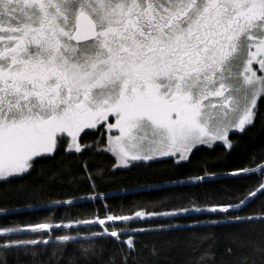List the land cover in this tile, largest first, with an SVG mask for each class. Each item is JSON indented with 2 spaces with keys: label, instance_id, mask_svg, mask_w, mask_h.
<instances>
[{
  "label": "snow or ice",
  "instance_id": "snow-or-ice-1",
  "mask_svg": "<svg viewBox=\"0 0 264 264\" xmlns=\"http://www.w3.org/2000/svg\"><path fill=\"white\" fill-rule=\"evenodd\" d=\"M262 106L264 0H0V196L25 197L35 213L106 201L96 180L108 173L83 159L95 152L136 169L129 191L145 197L4 223L0 264H264V146L228 172L155 178L204 146L230 153L264 120ZM89 130L102 138L85 142ZM251 177L203 204L173 194ZM81 184L92 195H49ZM19 214L0 204V217ZM218 230L231 232L222 246ZM140 235L155 240L141 246Z\"/></svg>",
  "mask_w": 264,
  "mask_h": 264
},
{
  "label": "trees",
  "instance_id": "trees-1",
  "mask_svg": "<svg viewBox=\"0 0 264 264\" xmlns=\"http://www.w3.org/2000/svg\"><path fill=\"white\" fill-rule=\"evenodd\" d=\"M264 112V106L261 108ZM90 135L85 138V142L92 143L94 140L101 139V131H103V139H106V130L101 131L89 130ZM239 140V143L235 149L230 153H226L224 147L213 146L212 149L204 146L201 151L196 152L195 156L192 157V163L186 164L184 168L177 170H169L167 172L157 171L155 178L159 180L161 177L165 178H179L186 179L188 176H194L197 174L202 175V167H207L210 171L217 173L228 172L236 167H242L247 164L248 157L251 151L255 149L257 152L260 147L264 146V120H258L256 126L251 128L245 135L234 137ZM83 159L88 160L93 170L97 167L103 168L108 174L103 179H97V191L106 193L108 199L106 201H93L82 199L75 207L65 209H57L55 212H40L35 213L28 209L25 205L28 203H34L33 201L27 200L25 197H15L13 199H5L0 196V204L15 205L22 208V214L9 216L7 219L0 217V225L11 221H33L41 220L46 216H54L59 218L65 215L81 216L90 215L91 213L101 209L105 203L113 208L123 206L125 209L131 208L136 203H142L145 199L143 195H139L129 191L133 185L137 182L139 172L133 169L131 172L127 170H114L113 163L114 157L110 153L96 154L95 152H85ZM160 168L159 165L154 166ZM256 177H251L244 181L227 179H218L213 182L204 183L198 186L186 185L180 186L174 189V195L182 200L183 203L187 204L188 200L197 199L200 204H203L205 200L215 196L217 199L222 198V191L224 189H231L236 191L241 188L242 185H252L256 181ZM18 182H14L11 189H15ZM49 195L53 199H66L71 195L78 197H87L92 195L87 184L79 185L78 189H68V194L65 195L59 188L51 190ZM264 200V198H261ZM261 200H256L248 206L244 211L245 213L251 212L261 204ZM207 231V230H202ZM217 235L220 237L221 246L228 242V237L231 235L230 230H218ZM139 245L151 246L155 238L151 235H140L137 237ZM71 251V250H69ZM180 257L177 256L179 261ZM10 264H16L13 258H9Z\"/></svg>",
  "mask_w": 264,
  "mask_h": 264
},
{
  "label": "rangeland",
  "instance_id": "rangeland-1",
  "mask_svg": "<svg viewBox=\"0 0 264 264\" xmlns=\"http://www.w3.org/2000/svg\"><path fill=\"white\" fill-rule=\"evenodd\" d=\"M106 137H107V132H106Z\"/></svg>",
  "mask_w": 264,
  "mask_h": 264
}]
</instances>
